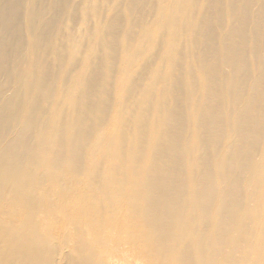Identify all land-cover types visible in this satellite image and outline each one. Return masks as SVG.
<instances>
[{
    "label": "bare ground",
    "instance_id": "1",
    "mask_svg": "<svg viewBox=\"0 0 264 264\" xmlns=\"http://www.w3.org/2000/svg\"><path fill=\"white\" fill-rule=\"evenodd\" d=\"M70 1L0 0V264H264V0H109L104 36L143 51L150 21L161 30L154 53L127 98L124 54L110 82L98 77L103 98L90 91L74 118L58 119L50 104L74 84L79 45L58 22ZM120 43H104L106 60ZM103 128L126 141L99 201L90 164ZM82 176L93 194L80 211L96 213L50 241L32 204L49 179L71 202Z\"/></svg>",
    "mask_w": 264,
    "mask_h": 264
},
{
    "label": "rangeland",
    "instance_id": "2",
    "mask_svg": "<svg viewBox=\"0 0 264 264\" xmlns=\"http://www.w3.org/2000/svg\"><path fill=\"white\" fill-rule=\"evenodd\" d=\"M87 1L90 2V13L88 15H86L87 13L84 14V10L82 9L83 5ZM70 2L71 7L69 8V14L67 16L64 15L63 17H61L58 22L61 26V29L64 28L67 32V38H64V43H71L73 39H78L79 45L73 52V59H71L72 65H70V72L72 77L74 78V84H72V81H68V83H66L65 85L66 91L63 93H57L56 96H58V100L55 102V104H50V106L55 107L56 118L58 119H65L70 116L74 118L75 109L85 102L90 91H95L97 95H99L98 98H100V94L102 96L103 82L99 80L98 77H103L106 83L110 82V73L108 71V66L110 67L111 65H115V63L118 62L121 57H124V54H128L126 65L124 66L127 80L124 81V83L121 85V90H119V93L121 91L123 99L124 97L127 98L128 88L131 81H135V79L138 78V76L140 75L139 73L141 72L143 67L142 64L144 65L146 60H149L152 57V51L154 53V49L157 45H155V43L158 42L161 36V30L154 27V23H150V21H147V18L146 21L148 22V24L145 25V36L147 38H145L141 42V45L139 44L140 47L143 46L141 49L143 51H138V48H136V44L131 41L130 37L122 35L121 33L114 32L111 36H104V30H106V27L110 24L111 20L114 19L115 7L112 1L71 0ZM158 33L159 37L157 38ZM111 41H115L116 43L120 41L121 48L114 50L113 55L111 56V60H106L108 59V56L106 58V48L104 47V43ZM128 45H130L131 47ZM79 49L81 50V53L79 52ZM131 55L135 56L132 57ZM66 67H68V64L65 65V69ZM136 71L139 74L138 76ZM132 77L136 78H133V80ZM59 84H63L62 80H60L57 85ZM103 97L104 96H102V98ZM87 123L88 125H92L93 118H89ZM135 129L136 127L133 126L132 128H129L127 130L130 138L133 137ZM99 134L102 137L98 141L96 152H94V155H92L94 156V161L90 164V167H94V169L91 170V179H93V176H96L94 177V179H97V197L100 201L99 197L101 195V190L99 189V186L105 178V171L107 170V168L116 164V161H114V159L112 160V158H114L113 155L115 153H118L117 151L122 146V143H124V141L126 140L123 138L121 139V141H119L117 138H112V131L106 130V128H103ZM48 137L49 136H47V138ZM58 137L60 141H63L64 138L62 136ZM56 146L57 147L46 156V159L48 161L56 159L55 151L57 150V148L59 149V147H61V144L58 143ZM89 156L91 157V153H89ZM49 169V165H43L39 171L40 173L44 174L45 172H48ZM59 170L62 172L59 174V178L68 177V173H70V167L61 164ZM69 177H72V175ZM82 179H86V188L82 191V193H80V195H77V198L75 197L74 199V196H72L73 200L71 202L70 200H66L67 204L63 201V195L61 193V190H59V188L57 187V182L55 179H49L48 181L44 182L43 186H41L43 190L45 189V195L42 197L41 201L33 203L32 208L36 213L34 214V217L37 221L39 229L38 232L44 235L50 241L59 242L61 238L67 239L68 237L72 236L75 232V224L77 225L78 222L82 221V219L84 220L87 218H93L94 213H96L95 210H91L89 213H82L80 211L81 208H86L87 205H90V201H92L91 196L93 194V191L87 188V185H89L90 182L89 180H87V176H82ZM74 206L76 207V209L74 208ZM78 213L79 216L80 213H82L83 215L81 214L80 218H74L73 215H78ZM135 259L137 260V256L131 257L130 259L128 258V264H134V262H136ZM137 262L135 264H143L139 260Z\"/></svg>",
    "mask_w": 264,
    "mask_h": 264
}]
</instances>
